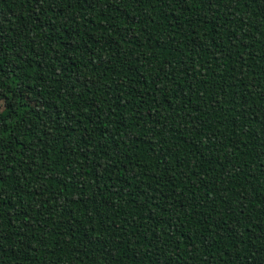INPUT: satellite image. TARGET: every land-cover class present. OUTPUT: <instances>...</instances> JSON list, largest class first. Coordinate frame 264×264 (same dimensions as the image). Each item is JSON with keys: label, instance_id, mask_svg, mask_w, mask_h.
Segmentation results:
<instances>
[{"label": "trees", "instance_id": "obj_1", "mask_svg": "<svg viewBox=\"0 0 264 264\" xmlns=\"http://www.w3.org/2000/svg\"><path fill=\"white\" fill-rule=\"evenodd\" d=\"M0 101V264H264V0H0Z\"/></svg>", "mask_w": 264, "mask_h": 264}, {"label": "rangeland", "instance_id": "obj_2", "mask_svg": "<svg viewBox=\"0 0 264 264\" xmlns=\"http://www.w3.org/2000/svg\"><path fill=\"white\" fill-rule=\"evenodd\" d=\"M33 104H34L36 107H38V104H37V102H36V101H34V102H33Z\"/></svg>", "mask_w": 264, "mask_h": 264}, {"label": "snow or ice", "instance_id": "obj_3", "mask_svg": "<svg viewBox=\"0 0 264 264\" xmlns=\"http://www.w3.org/2000/svg\"><path fill=\"white\" fill-rule=\"evenodd\" d=\"M0 102H2V101H0Z\"/></svg>", "mask_w": 264, "mask_h": 264}]
</instances>
